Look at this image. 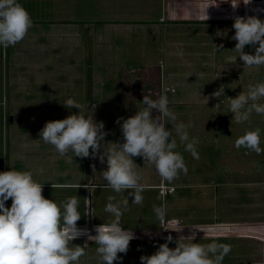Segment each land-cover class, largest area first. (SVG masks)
Listing matches in <instances>:
<instances>
[{
  "label": "rangeland",
  "instance_id": "obj_1",
  "mask_svg": "<svg viewBox=\"0 0 264 264\" xmlns=\"http://www.w3.org/2000/svg\"><path fill=\"white\" fill-rule=\"evenodd\" d=\"M203 1L210 4L206 9L207 19L204 9H195L196 4ZM18 2L28 11L32 21L39 24H55L56 16L64 14L73 15L79 21L91 20L95 25L85 29L95 38L92 45L94 55L87 60L88 52L80 65L84 76L78 103L84 105L83 114L86 117L103 122L105 147L112 142H123L120 126L116 122L118 118H127L142 109L144 95L157 99L164 94L168 97L169 109L177 117L176 123L191 122L188 133L190 138L199 140L196 145L198 159L185 151L172 125L167 124L166 127L177 140L176 151L182 154L188 171L170 183L175 190L166 194L164 201L158 199L160 191L157 187L146 185L159 181L161 177L153 166L140 157H133V160L141 175L140 182L145 185L142 204H132L128 190L117 194L100 187L106 184L102 180L106 163L102 164L98 157H72L71 152L61 157L39 137L47 121L63 119L78 112V109H68L59 103L46 108L30 107L32 104L26 107L23 101L28 99V94L12 88L6 93L3 91L7 51L12 48L9 46L7 49L2 47L0 57V101L4 102L8 119L13 114L15 120L14 123L8 122L6 128L7 171H30L33 179L42 183V195L58 205L69 197L78 196L81 218L77 227L88 229L90 235H95L96 225L112 219L104 211L109 196L116 197L113 203L128 198V210L122 208L121 225L129 230L159 227L153 205L165 203L166 217H175L178 229H181L173 236L174 240L178 236L200 231L196 234V243L207 244L215 240L231 245V251L222 264H264V152L258 155L234 146L239 136L259 128L260 147L264 149V115L253 112L248 121L237 124L228 109V98L246 92L249 84L264 82V66L258 70L244 66L235 51L236 41L231 39L235 32L232 27L235 17L256 15L264 20V11L257 10L264 9V0H251L250 5L241 2L236 9H233L230 0ZM161 4L163 13L167 6V16L171 15L173 20H184L185 23L170 20L161 21L160 25H145L137 18L141 14L140 9L160 7ZM118 16L133 24L119 30L103 26L108 19ZM203 20L214 21L206 26L202 24ZM188 23H192V27ZM108 36L109 41L104 40ZM37 37L38 34L35 35ZM169 38L170 44L167 45ZM220 45L223 47H215ZM244 51L254 54V47L245 46ZM50 64L46 66L50 67ZM19 85H15V88ZM220 87H224L223 96L213 97L212 93ZM209 88L213 90L209 91ZM41 94L50 98L49 92L43 91ZM259 103L264 104V98ZM2 108L0 104V156ZM223 112L225 115H222ZM153 115H156L155 110ZM89 189L92 227L87 226L86 220ZM10 206L11 199L5 201V207ZM147 234H134L136 238L130 241L127 253H118L121 259L113 264H141L140 257L153 254L168 236L164 233L165 238L148 237ZM70 243L88 245L86 256L81 257L80 264H100L96 255L97 245L86 236ZM168 246L174 248L175 243L169 242Z\"/></svg>",
  "mask_w": 264,
  "mask_h": 264
},
{
  "label": "clouds",
  "instance_id": "obj_2",
  "mask_svg": "<svg viewBox=\"0 0 264 264\" xmlns=\"http://www.w3.org/2000/svg\"><path fill=\"white\" fill-rule=\"evenodd\" d=\"M241 2L244 5L251 4V0H230L233 9ZM209 5L204 9L205 19ZM32 26L30 14L18 0H0V47L7 49L15 46L25 38ZM232 27L235 32L231 39L236 41L235 51L243 65L257 70L264 66V20L256 15L237 16ZM245 46L254 47V54L246 53ZM223 94L224 87H220L212 96L219 98ZM262 98L264 82L249 84L246 92L228 98V109L235 123L248 121L253 112L264 115V104L259 103ZM141 102L144 105L142 109L116 121L123 142H112L105 147L103 122L86 117L83 114L84 105L72 98L62 103L68 109H78V112L63 119L47 121L39 137L61 157L69 152L72 157H98L102 164H107L106 170L102 171V180L106 184L100 187L111 189L117 194L128 190L132 204L140 205L143 203L145 185L140 182L141 175L136 170L133 157L142 158L155 168L164 181L171 183L181 173L187 174L188 169L182 154L176 151L177 140L166 125H172L185 151L197 159L196 145L199 143L197 138L189 137L191 122L176 123L177 117L168 107L167 95L162 94L157 99L144 95ZM260 143V129L257 128L239 136L234 146L259 155L264 152ZM42 191V183L35 181L30 171L0 172V264H80L81 257L86 256L88 245H73L70 242L81 236H86L97 245L96 255L100 264H113L121 259L118 253H127L130 241L136 238L131 230L121 225L122 208L128 210V198L113 203L116 197L109 196L104 211L112 219L108 223L96 225L95 235H90L88 229L77 227L81 218L78 196L69 197L58 205L54 200L46 199ZM165 196L166 192L162 191L158 199L164 201ZM9 199L11 206L5 207V201ZM153 211L161 228L180 232L181 229L165 226V203L153 205ZM195 239L196 232L178 236L175 240L169 234L153 254L140 257L141 264H222L231 251L230 244L215 240L200 244L194 242ZM169 242H174L175 247L170 248Z\"/></svg>",
  "mask_w": 264,
  "mask_h": 264
},
{
  "label": "crops",
  "instance_id": "obj_3",
  "mask_svg": "<svg viewBox=\"0 0 264 264\" xmlns=\"http://www.w3.org/2000/svg\"><path fill=\"white\" fill-rule=\"evenodd\" d=\"M196 5L197 8L195 9H205L207 6L204 1ZM162 6L161 4L160 7L157 5L155 8L140 9L141 14L137 18L145 25H160L161 21L173 20L174 18L171 15L170 17L167 16V6H165L166 14L163 13ZM176 13L170 12V14ZM180 18L184 19L185 17ZM156 20H158V23H155ZM131 24L133 23L130 20L121 19L118 16V18L108 19L103 26L119 30L131 26ZM91 26H95L91 20L79 21L73 15L67 16L64 14L56 16L55 24L48 25L33 22V26L27 33L29 35H26L22 41L7 51L8 58L6 59L8 61H6L4 72L3 91L6 93L12 88L15 91L23 92L24 95L28 94V99L23 101L26 107L32 104L30 107L46 108L50 104L58 103L65 107L62 102L68 98H72L77 102L80 101L81 95L79 92L83 90L81 85L84 76L80 65H82L88 52L87 60L94 55L92 54V45L95 43V38L89 32H85V29L91 28ZM81 31H84V33ZM37 34L38 37L35 38ZM104 40L109 41V36L105 37ZM166 44H170V38L167 39ZM36 45L40 48H36ZM47 63H51L50 67L46 66ZM17 84L20 85L15 88ZM204 90L200 89V91ZM212 90L209 88V91ZM43 91L49 92L50 98L43 96L41 94ZM182 97L185 98L184 95ZM222 115H225L224 112ZM14 121V115H9V124L14 123ZM160 181L161 178L157 182L147 183L146 185H155Z\"/></svg>",
  "mask_w": 264,
  "mask_h": 264
},
{
  "label": "built area",
  "instance_id": "obj_4",
  "mask_svg": "<svg viewBox=\"0 0 264 264\" xmlns=\"http://www.w3.org/2000/svg\"><path fill=\"white\" fill-rule=\"evenodd\" d=\"M0 104L3 105L2 111H1V160H0V172L3 171H7V133H6V128L9 122L8 116L6 114L5 111V107H4V102H2V100L0 101ZM155 187H157L160 191V193L162 191L166 192V194L172 193L175 190V186L172 184H167L164 182V180H161L160 182H158L157 184L154 185ZM160 223V222H159ZM165 226L169 227V228H179L178 223H177V219L175 217H166L165 218ZM134 234H141V235H145L147 234V236H151V237H160L162 236V238H165V235H169L171 234L172 236L177 235L176 231H172V230H164L163 228L157 227V228H153V229H147V230H131ZM165 233V235H163ZM200 233V231H196V234ZM146 236V235H145Z\"/></svg>",
  "mask_w": 264,
  "mask_h": 264
},
{
  "label": "water",
  "instance_id": "obj_5",
  "mask_svg": "<svg viewBox=\"0 0 264 264\" xmlns=\"http://www.w3.org/2000/svg\"><path fill=\"white\" fill-rule=\"evenodd\" d=\"M87 226L92 227V219H91V197H90V189H89V195L87 199Z\"/></svg>",
  "mask_w": 264,
  "mask_h": 264
},
{
  "label": "trees",
  "instance_id": "obj_6",
  "mask_svg": "<svg viewBox=\"0 0 264 264\" xmlns=\"http://www.w3.org/2000/svg\"><path fill=\"white\" fill-rule=\"evenodd\" d=\"M173 21H175V22H182L183 21L182 23H185L184 20H177V19H175ZM213 21L203 20L202 24L208 26L209 24H212ZM219 22H221V21H219ZM194 24H198V22L197 23L195 22ZM192 25H193L192 23H188V26H191L192 27ZM178 26H184V25L178 24ZM1 53H2V47H0V57H1Z\"/></svg>",
  "mask_w": 264,
  "mask_h": 264
}]
</instances>
